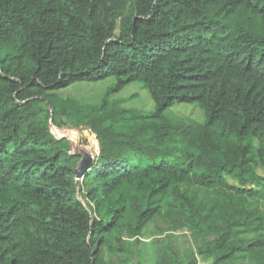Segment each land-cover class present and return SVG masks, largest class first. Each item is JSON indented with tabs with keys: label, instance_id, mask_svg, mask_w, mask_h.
<instances>
[{
	"label": "trees",
	"instance_id": "16d2710c",
	"mask_svg": "<svg viewBox=\"0 0 264 264\" xmlns=\"http://www.w3.org/2000/svg\"><path fill=\"white\" fill-rule=\"evenodd\" d=\"M0 264H264V0H0Z\"/></svg>",
	"mask_w": 264,
	"mask_h": 264
},
{
	"label": "rangeland",
	"instance_id": "374dc122",
	"mask_svg": "<svg viewBox=\"0 0 264 264\" xmlns=\"http://www.w3.org/2000/svg\"><path fill=\"white\" fill-rule=\"evenodd\" d=\"M113 84V81H107L104 83H95V84H76L72 86L69 90H67L66 94L72 95L74 97H86L90 98H97V95H102L106 92V90ZM139 94L138 101H135L136 96ZM115 99H125L127 106L132 105H139L144 107L146 105L147 109L148 106H151L152 99L149 96V93L140 82H135L132 85H129L124 91L119 94H115ZM113 96V97H114ZM131 102V103H130ZM177 107H185L188 111L184 110H176L178 114H184L186 116H190L193 119L201 120L202 114L200 113V108H195V106L191 105H181ZM191 113V114H190ZM154 228V227H153ZM152 229V228H151ZM154 230V229H153ZM185 233L178 232L176 236V243L181 249H187L189 246L184 242L185 238L182 237ZM188 234V233H186ZM157 238V236H156ZM154 238H149L147 241L152 242Z\"/></svg>",
	"mask_w": 264,
	"mask_h": 264
},
{
	"label": "water",
	"instance_id": "95a60500",
	"mask_svg": "<svg viewBox=\"0 0 264 264\" xmlns=\"http://www.w3.org/2000/svg\"><path fill=\"white\" fill-rule=\"evenodd\" d=\"M51 130L58 140L67 139L71 146V155L80 157L76 170L77 178L80 179L83 174L94 164V154L89 148L81 144L80 136L71 129H57L51 124Z\"/></svg>",
	"mask_w": 264,
	"mask_h": 264
},
{
	"label": "clouds",
	"instance_id": "9594fccd",
	"mask_svg": "<svg viewBox=\"0 0 264 264\" xmlns=\"http://www.w3.org/2000/svg\"><path fill=\"white\" fill-rule=\"evenodd\" d=\"M78 180H80V179H78Z\"/></svg>",
	"mask_w": 264,
	"mask_h": 264
}]
</instances>
